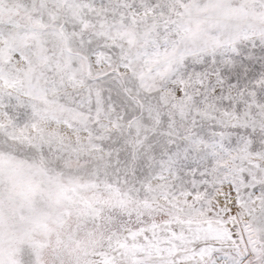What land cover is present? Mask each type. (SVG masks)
I'll use <instances>...</instances> for the list:
<instances>
[{
    "label": "snow or ice",
    "instance_id": "obj_1",
    "mask_svg": "<svg viewBox=\"0 0 264 264\" xmlns=\"http://www.w3.org/2000/svg\"><path fill=\"white\" fill-rule=\"evenodd\" d=\"M0 264H264V0H0Z\"/></svg>",
    "mask_w": 264,
    "mask_h": 264
}]
</instances>
